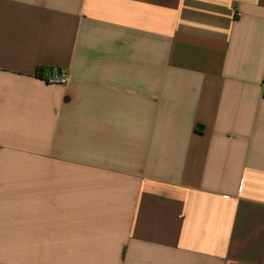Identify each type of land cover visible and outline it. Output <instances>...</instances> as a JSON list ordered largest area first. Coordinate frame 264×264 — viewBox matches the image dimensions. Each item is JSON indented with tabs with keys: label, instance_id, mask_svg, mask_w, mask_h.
Returning a JSON list of instances; mask_svg holds the SVG:
<instances>
[{
	"label": "crops",
	"instance_id": "crops-1",
	"mask_svg": "<svg viewBox=\"0 0 264 264\" xmlns=\"http://www.w3.org/2000/svg\"><path fill=\"white\" fill-rule=\"evenodd\" d=\"M0 264H264V0H0Z\"/></svg>",
	"mask_w": 264,
	"mask_h": 264
},
{
	"label": "built area",
	"instance_id": "built-area-1",
	"mask_svg": "<svg viewBox=\"0 0 264 264\" xmlns=\"http://www.w3.org/2000/svg\"><path fill=\"white\" fill-rule=\"evenodd\" d=\"M43 78L48 84H64L69 80L70 74L64 69L55 68L52 74H46Z\"/></svg>",
	"mask_w": 264,
	"mask_h": 264
},
{
	"label": "trees",
	"instance_id": "trees-1",
	"mask_svg": "<svg viewBox=\"0 0 264 264\" xmlns=\"http://www.w3.org/2000/svg\"><path fill=\"white\" fill-rule=\"evenodd\" d=\"M54 69L55 67L40 66L37 68L36 75L40 78H43L46 74H52Z\"/></svg>",
	"mask_w": 264,
	"mask_h": 264
}]
</instances>
